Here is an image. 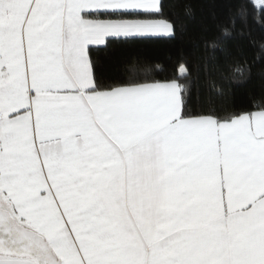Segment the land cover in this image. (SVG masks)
Instances as JSON below:
<instances>
[{
    "label": "snow or ice",
    "instance_id": "snow-or-ice-1",
    "mask_svg": "<svg viewBox=\"0 0 264 264\" xmlns=\"http://www.w3.org/2000/svg\"><path fill=\"white\" fill-rule=\"evenodd\" d=\"M163 8L0 0V264H264V109L95 72L93 46L174 35Z\"/></svg>",
    "mask_w": 264,
    "mask_h": 264
},
{
    "label": "trees",
    "instance_id": "trees-1",
    "mask_svg": "<svg viewBox=\"0 0 264 264\" xmlns=\"http://www.w3.org/2000/svg\"><path fill=\"white\" fill-rule=\"evenodd\" d=\"M161 2L163 15L154 18L173 24L174 35L93 46L92 59L101 82L174 80L190 85V111L214 109L226 116L264 109V4L256 6L253 0ZM225 27L229 37L222 34ZM213 43L220 47L213 48ZM237 63L251 66L246 78L234 77ZM182 65L190 75L181 74Z\"/></svg>",
    "mask_w": 264,
    "mask_h": 264
},
{
    "label": "crops",
    "instance_id": "crops-1",
    "mask_svg": "<svg viewBox=\"0 0 264 264\" xmlns=\"http://www.w3.org/2000/svg\"><path fill=\"white\" fill-rule=\"evenodd\" d=\"M160 36H164V35H160ZM167 36H170V35H167ZM174 81V80H172ZM172 81H165V82H159V83H167V82H172ZM176 82V81H175ZM177 83V82H176ZM259 111V110H258Z\"/></svg>",
    "mask_w": 264,
    "mask_h": 264
},
{
    "label": "rangeland",
    "instance_id": "rangeland-1",
    "mask_svg": "<svg viewBox=\"0 0 264 264\" xmlns=\"http://www.w3.org/2000/svg\"><path fill=\"white\" fill-rule=\"evenodd\" d=\"M256 6H262L263 4L258 5L257 0H253Z\"/></svg>",
    "mask_w": 264,
    "mask_h": 264
}]
</instances>
